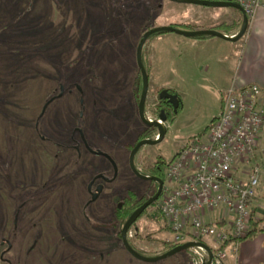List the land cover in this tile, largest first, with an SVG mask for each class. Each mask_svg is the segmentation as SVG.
Here are the masks:
<instances>
[{"label": "rangeland", "instance_id": "rangeland-1", "mask_svg": "<svg viewBox=\"0 0 264 264\" xmlns=\"http://www.w3.org/2000/svg\"><path fill=\"white\" fill-rule=\"evenodd\" d=\"M172 25L198 31L226 25L235 33L243 16L234 8L171 0H0V264H150L124 247L119 235L126 224L116 211L129 191L141 204L154 190L127 158L148 130L140 116L144 79L137 53L148 32ZM163 36L152 35L142 50L150 79L145 119L159 120L164 87H187L189 100L173 127L163 123L164 141L135 155L134 167L144 175L154 157L173 160L182 143L205 130L214 104L202 105L196 86L203 72L192 60L181 72ZM83 142L113 156L95 160ZM117 165L119 176L104 198L84 207L86 182L101 173L113 178ZM263 187L261 179L258 197ZM261 199L264 206V193ZM158 204L127 231L130 245L145 257L173 246L174 232L152 217L161 216ZM168 262L191 264L192 258L181 253Z\"/></svg>", "mask_w": 264, "mask_h": 264}, {"label": "built area", "instance_id": "built-area-1", "mask_svg": "<svg viewBox=\"0 0 264 264\" xmlns=\"http://www.w3.org/2000/svg\"><path fill=\"white\" fill-rule=\"evenodd\" d=\"M238 4L249 19L264 9V0H204ZM264 134V93L256 84L222 92L221 112L208 131L188 140L167 168V184L159 201L173 246L189 243L191 264H225L227 249L237 255L252 230V213L263 175L256 163ZM160 136L158 135L156 140ZM243 164L249 180L233 178ZM226 208L233 222L206 223L203 216Z\"/></svg>", "mask_w": 264, "mask_h": 264}, {"label": "crops", "instance_id": "crops-1", "mask_svg": "<svg viewBox=\"0 0 264 264\" xmlns=\"http://www.w3.org/2000/svg\"><path fill=\"white\" fill-rule=\"evenodd\" d=\"M240 33L241 29L239 32L235 33L222 32V34L232 39H235ZM163 35L162 39L168 42L166 50L170 51L167 55L171 56L173 50L177 52L178 66H182L181 72L185 73L186 63L191 60V65L198 67V70L203 72L202 79L204 81H199L196 86L200 96H202V98L200 97L202 105H205V103L207 104L209 100L214 102L212 110L210 108L207 114L206 119L208 123L206 128L211 125L213 120L216 119L221 112V95L223 91L232 87L256 84L262 88L264 93V9H260L255 16L249 20V28L246 35L238 41L225 40L217 37L194 39L175 33H166ZM152 57L153 61H156L154 60L156 56L152 55ZM150 78L152 81V76H150ZM164 88L174 90L177 93V96L182 102V110L184 112L186 103L189 100V95L186 90L187 87H184L182 91L180 89ZM174 124L171 125L170 123H166L167 129L169 130ZM200 133L201 132L197 135ZM185 142L182 143L179 148H181ZM166 160L170 162L172 159L166 158ZM255 162L262 166L263 175L261 179L263 181L264 134L262 136L261 148ZM246 170L243 164H238L234 169L233 178L242 183L248 182L249 175ZM263 193L259 195L254 204L253 211H256L255 219L257 221L264 217V206L260 205ZM214 216H216V218ZM203 220L206 223L233 222L226 208L207 213L203 216ZM227 252L228 256L225 264H264V231L258 232L252 237L243 240L237 255L232 254L230 248L227 249ZM168 261L169 259L159 263L168 264Z\"/></svg>", "mask_w": 264, "mask_h": 264}, {"label": "water", "instance_id": "water-1", "mask_svg": "<svg viewBox=\"0 0 264 264\" xmlns=\"http://www.w3.org/2000/svg\"><path fill=\"white\" fill-rule=\"evenodd\" d=\"M173 2L179 3V4H187V5H201V6H205V7H228V8H234L237 9L241 12L242 16H243V26L241 29V33L239 34V36H237L235 39L229 38L226 35L222 34L221 32L215 31V30H207V31H185V30H181V29H177L175 27L169 26V27H165V28H157L155 30H152L150 32H148L144 38L142 39L139 48H138V53H137V61H138V66L139 69L143 75V79H144V92L141 98V102H140V116L142 118V120L144 121V123L146 124V126H148L149 128H155L159 130V136L160 138L158 140H144L142 142H140L132 151L131 153V158H130V166L133 170V172L142 180L144 181H160L161 184H163V182L161 181V179L159 178H153V177H146L143 176L142 174H140L134 167V157L137 154V152L145 147L146 145H157L160 144L165 137L166 134V129L164 128V126H162L160 124V121L162 123H166L167 119L165 116H162L161 119L155 120V121H146L145 116H144V106L146 104L147 101V97H148V93H149V76L148 73L143 65L142 62V50L144 48V45L146 43V40L151 37L152 35H156L159 33H175V34H179V35H183L189 38H195V37H200V36H208V37H217V38H222L225 40H232V41H238L241 38H243L249 28V17L246 15L245 11L241 8V6H239L238 4H234V3H229V2H211V1H204V0H171ZM161 99H169L171 101V103L173 104L174 108L177 109L179 106V101L177 99V96L175 95H171L170 93H168L167 91H164L161 93L160 95ZM53 101V100H52ZM82 133V132H81ZM106 157L109 158V156L107 154H103ZM103 188L102 186H100L98 188V192L94 195L93 197V201H95L100 193L102 192ZM161 191H162V185L160 187V191L157 193V195L155 197H153L152 199H150L148 202H146L144 205H142L128 220V222L126 223V227L124 228L123 232H122V241L124 244V247L127 249V251L133 256L135 257L137 260L142 261L144 263H150V264H155V263H159L162 261H165L169 258H172L175 255L181 254L182 252H186L188 248L192 247V246H196V245H201L203 246L210 254L211 259L213 258V254L212 251L205 245L203 244H196V243H189V244H185V245H181V246H177L175 249L171 250L170 252H167L166 254H163L161 256L158 257H153V258H149V257H145L143 255H141L140 253H138L128 242V238H127V231L129 226L134 223L140 216H142V214H144V212L150 208L152 205H154L160 198L161 195ZM210 264V263H209Z\"/></svg>", "mask_w": 264, "mask_h": 264}, {"label": "flooded vegetation", "instance_id": "flooded-vegetation-1", "mask_svg": "<svg viewBox=\"0 0 264 264\" xmlns=\"http://www.w3.org/2000/svg\"><path fill=\"white\" fill-rule=\"evenodd\" d=\"M150 80V79H149ZM76 88H77V86H76ZM78 90V89H77ZM82 92V91H81ZM162 92H164V91H161L160 92V94H159V100H158V104H157V113L159 114V120L161 119V117L162 116H165L166 117V119H167V121H166V123H170V118L172 117V114H178L177 112H178V108H179V106H180V104H179V106H178V108L177 109H175L174 108V106H173V104L171 103V101L169 100V99H161L160 98V95H161V93ZM168 92V91H167ZM169 93V92H168ZM171 95H175V94H172V93H170ZM62 97L63 96V94H60L58 97ZM176 96V95H175ZM54 99L55 98H52V99H50L48 102H47V104L45 105V107H44V110H43V113L44 112H46V110H47V108L50 106V104H52L53 102H54ZM177 99H178V101L180 100L179 99V97L177 96ZM53 100V101H52ZM83 105V104H82ZM83 117H84V115H83ZM158 120V121H159ZM153 122V121H152ZM160 124L162 125V126H164V124L160 121ZM155 128H149L148 127V130H146L144 133H143V137L140 139V140H138V142H137V144H139L140 142H142V141H144V140H149V139H151V140H156V138H157V136L159 135H157V134H155ZM83 144L85 145V147H86V150L88 151V152H90L91 154H92V156H93V158L96 160V159H99L100 157H102V158H104L105 159V157L103 156V154H107L108 156H113L111 153H107L106 151H104V149H101L100 151H94V150H92L91 148H89L88 146H86V144L83 142ZM137 144L133 147V148H135L136 146H137ZM143 148H145V147H143ZM143 148H141L139 151H138V155H137V157L139 156V154L142 152V149ZM134 150V149H133ZM132 150V151H133ZM132 151H131V153H132ZM160 157H162V158H164V156H161V155H158V156H156V157H154L155 158V161H153V165H152V167L150 168V170H149V174L148 175H144L143 173H142V170H138V172L140 173V174H142L143 176H146V177H153V178H159V179H161V181L163 182V184H161V182L160 181H144V180H142V181H144V182H147L149 185H150V187L152 186L153 187V189L154 190H152V194H151V197L148 199V200H146L144 203H143V205L146 203V202H148L150 199H152L153 197H155L156 195H157V193L160 191V187H161V185H162V191H161V195H160V198H159V200L155 203V204H157L160 200H161V198L163 197V194H164V191H165V187H166V184H167V180H164V178L162 179V178H160L158 175H153V173H152V171H153V169H154V167H155V165H156V162H157V159L158 158H160ZM127 158H129V160H130V158H131V154H130V152H129V155L127 154ZM166 159V158H165ZM99 160H97V162H98ZM118 166V172H116V169L115 168H113V171H112V173H113V178H108L104 173H101V176H96V178H95V180H93V181H91L90 183H89V185H88V183L86 182V185L88 186V190H89V200L87 201V203H85L84 204V207H90V208H92V206L94 205V204H96V203H98L102 198H104L103 196H104V194L106 193V187H107V185L109 184H112L113 183V179L114 178H118V176H119V173H120V169H119V165H117ZM159 171H160V173H159V175L161 174V169H158ZM133 174V173H132ZM134 176V175H133ZM164 176V175H163ZM138 179H140L139 177H137ZM116 180V179H115ZM100 186H102V188H103V190H102V192L100 193V195H99V197L95 200V201H93V197H94V195L98 192V188L100 187ZM135 199V194L134 193H132V191H129V193H128V196H127V199L125 200V201H123L122 203H120L119 205H118V207H117V217H118V219L119 220H121L120 219V212L121 211H123V210H125L127 207L129 208V207H131L132 205H134V204H132L131 202L133 201ZM132 204V205H131ZM154 204V205H155ZM154 205H152L151 207H153ZM150 207V208H151ZM150 208H148L145 212H147ZM91 210V209H90ZM88 217V216H87ZM153 218H155V215H153ZM129 220V219H128ZM128 220H127V222H128ZM126 222V223H127Z\"/></svg>", "mask_w": 264, "mask_h": 264}, {"label": "trees", "instance_id": "trees-1", "mask_svg": "<svg viewBox=\"0 0 264 264\" xmlns=\"http://www.w3.org/2000/svg\"><path fill=\"white\" fill-rule=\"evenodd\" d=\"M172 27H175V28L181 29V30H185V31H198L197 29L189 28V27H185V26H180V25H172ZM212 30H215V31H218V32H221V33L222 32H229V29L226 27V25H220V26H218V27H216V28H214ZM163 34H166V33H159L158 35H163ZM206 38H209V37L208 36H200V37H195L194 39H206ZM148 76H149V74H148ZM168 92L172 93V94H175L177 96V93L174 90H168ZM179 104H180V106L178 108V112L177 113H179L182 110V102H181V100H179ZM176 117H177V114L176 115L172 114V117L170 118V123H174L175 120H176ZM208 129H209V127L206 128L199 135L205 134L208 131ZM170 163H171V161L167 162V160L165 158H162V157L158 158L157 162H156V165H155V167H154V169L152 171L153 175H158L160 178H162V179L164 178V180H167V178H166L167 168H168ZM158 169H161V171H162L160 175H159L160 171ZM131 203L134 204V205L131 204L132 205L131 207H129V208L127 207L125 210L120 212V219L125 224H126L127 220L143 205V203L135 204L134 200ZM145 214H146V212H144V214H142V216L145 215ZM153 215H155V219H160V218L162 219L163 218L162 215L161 216H159L157 214H153ZM255 218H256V211H253V213H252V221H251L252 231L249 233L248 238L252 237L253 235H255L258 232L264 231V217H262L258 221ZM165 229L170 230L169 228H166V227H165ZM119 237H122V236L119 235ZM176 247L177 246H170V248L165 253L170 252L171 250L175 249ZM165 253H163V254H165ZM183 253H187V252H182V254Z\"/></svg>", "mask_w": 264, "mask_h": 264}]
</instances>
